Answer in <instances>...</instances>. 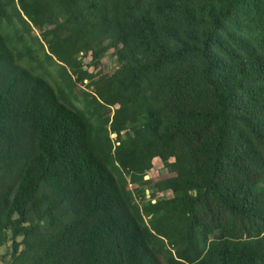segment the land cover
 Returning <instances> with one entry per match:
<instances>
[{
  "label": "trees",
  "instance_id": "16d2710c",
  "mask_svg": "<svg viewBox=\"0 0 264 264\" xmlns=\"http://www.w3.org/2000/svg\"><path fill=\"white\" fill-rule=\"evenodd\" d=\"M3 245L10 264H264V0H0Z\"/></svg>",
  "mask_w": 264,
  "mask_h": 264
},
{
  "label": "rangeland",
  "instance_id": "374dc122",
  "mask_svg": "<svg viewBox=\"0 0 264 264\" xmlns=\"http://www.w3.org/2000/svg\"><path fill=\"white\" fill-rule=\"evenodd\" d=\"M39 28L37 27H33V30H32V34L34 35H38L39 36ZM38 56L40 55V53L37 54ZM89 54L85 55V57L83 58V61L86 62L89 60ZM99 62H100V69L102 71H106L108 70L115 62V59H114V55L112 54V46L108 47L100 56V59H99ZM47 65L46 68L48 69V72L51 74V75H54V76H57V72L53 66V64H48L46 63ZM83 67L85 68L86 66L83 65ZM88 69L91 70V71H94L95 67H93L92 65H89L88 66ZM86 79H83V82H85ZM83 87H85L84 83H78L77 84V88L78 90L82 89ZM115 133H111V136L114 137ZM166 170V168L164 166L161 165L160 163V160L158 158H153L152 159V165L151 167L146 171V173L144 174V177H148V176H154L155 178L158 177L159 174L163 173L164 171ZM165 195H170V191L169 190H165L163 192H161ZM148 196V189H145V197ZM7 245H3V246H0V264H10V258L8 256V253H7Z\"/></svg>",
  "mask_w": 264,
  "mask_h": 264
}]
</instances>
